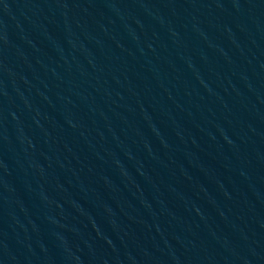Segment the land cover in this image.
I'll list each match as a JSON object with an SVG mask.
<instances>
[{
  "label": "water",
  "instance_id": "water-1",
  "mask_svg": "<svg viewBox=\"0 0 264 264\" xmlns=\"http://www.w3.org/2000/svg\"><path fill=\"white\" fill-rule=\"evenodd\" d=\"M9 264H264V0H0Z\"/></svg>",
  "mask_w": 264,
  "mask_h": 264
}]
</instances>
